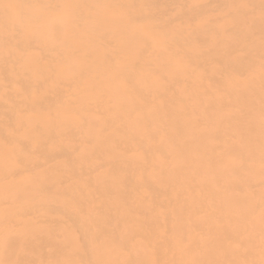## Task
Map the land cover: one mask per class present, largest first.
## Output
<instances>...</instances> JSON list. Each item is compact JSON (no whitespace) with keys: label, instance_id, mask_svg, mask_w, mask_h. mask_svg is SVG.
Returning a JSON list of instances; mask_svg holds the SVG:
<instances>
[{"label":"bare ground","instance_id":"6f19581e","mask_svg":"<svg viewBox=\"0 0 264 264\" xmlns=\"http://www.w3.org/2000/svg\"><path fill=\"white\" fill-rule=\"evenodd\" d=\"M46 1L36 0V15ZM162 1L142 29L156 48L136 45L124 62L112 36L95 34L107 51L86 52L83 68L73 57L71 82L44 84L68 53L36 38L0 40V156L28 174L24 184L0 171V204L4 194L13 203L0 220V264H264V0H213L211 10L233 16L221 38L164 27L192 13ZM209 2L192 10L202 15ZM76 10L64 14L83 20ZM127 17L136 27L140 16ZM52 31L62 37L63 23ZM31 46L46 71L22 65L17 54ZM75 83L91 89L80 105L61 98ZM64 104L76 120L60 115Z\"/></svg>","mask_w":264,"mask_h":264},{"label":"rangeland","instance_id":"374dc122","mask_svg":"<svg viewBox=\"0 0 264 264\" xmlns=\"http://www.w3.org/2000/svg\"><path fill=\"white\" fill-rule=\"evenodd\" d=\"M24 3L22 4V2ZM92 0H54V6L57 7L60 15H56L50 8V1L45 2V7L40 9L39 15H36V0H0V40L6 38H19L23 40L40 39L42 44L49 45L53 48L54 53H68L69 61L64 63L60 61L58 63V68L63 69L62 73L54 74L58 79L54 81L50 80V74L44 73L43 78H48L45 81V85H53L61 79L64 82H71L75 77L74 68H72V62L70 61L73 57L79 59V63L74 62L80 67H85L87 63V57H84L86 52H90L96 58H102L104 53L107 51L105 44L94 40L95 34H101L107 32L109 36H112L115 40V45L112 48H117L125 54L123 61L131 62L133 58V52L138 46H147L144 44L149 41L153 48L157 47V43L151 32L142 31L146 25L156 23L155 19H158L155 15V8L162 7L163 1L161 0H107V2L117 5V11L107 6H102L97 4L96 8H90L87 2ZM145 1V2H144ZM208 11L202 12V15L197 16L192 10L194 6L205 5L203 9H207L206 3L208 0H181L179 3H174L172 5L173 11H184L190 10L191 16L178 15L171 22L166 24H176L179 26V32L184 35H189L192 29H205L209 28L211 31H217L218 36L225 35V31L228 27L233 25V16L228 15L222 8L217 10H211L210 6L216 4L213 0H209ZM53 5V3H51ZM239 4L244 8V2L240 1ZM105 5V4H104ZM83 9V20L73 17H69L70 12L77 11L76 9ZM64 12H68L66 15ZM129 12L136 13L140 16L135 25L136 27H131L128 21L127 14ZM247 21L241 26L242 30L247 29L251 20L257 17L258 11H248ZM253 15V16H252ZM147 16V17H144ZM58 21L63 23L65 28V34L59 37L52 31V26ZM81 21V23L79 22ZM85 21V23H84ZM160 30V29H159ZM110 31V32H109ZM156 33V32H154ZM219 38H215L217 40ZM65 40H67L68 48H65ZM215 43V41H214ZM68 52H67V51ZM74 51L75 53L69 56V53ZM239 51V50H238ZM245 50L239 51L237 54L245 53ZM21 58V63L25 68L28 67H39L45 71L49 68L46 66V59L41 57L40 49L36 46H31L24 51L23 55L17 54ZM66 57V58H67ZM86 60V61H85ZM10 72L13 73V69L10 68ZM94 81V80H93ZM159 80L156 76L152 78V83L156 84ZM43 87V86H42ZM63 89L61 93L66 94V96H61V98L67 97L71 99L68 102L80 105V99L82 95L89 93L91 89L87 86H83L81 83L71 84L70 86ZM40 90L32 94V98L39 94ZM116 98L118 97L114 93ZM31 98V99H32ZM71 104H69L70 106ZM75 105V106H77ZM67 105H62L60 107V115L67 116L71 120H76L77 115L71 110H66ZM67 112V113H66ZM30 114L24 116V127L30 129L33 125V120L30 119ZM32 118L39 119L40 115L37 113L32 114ZM44 122H47L45 117ZM7 161L0 156V171H5L4 181H10L13 179L15 183L23 182L24 184L28 181V174L26 172H19L17 168L13 165L11 168ZM11 196L4 194L3 202L0 204V220H6L7 217L11 215L10 209L13 205L12 200L8 199Z\"/></svg>","mask_w":264,"mask_h":264}]
</instances>
